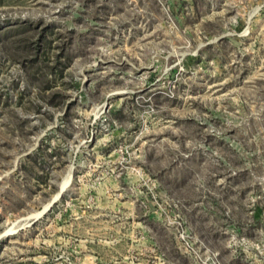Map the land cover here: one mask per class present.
<instances>
[{
    "label": "rangeland",
    "instance_id": "374dc122",
    "mask_svg": "<svg viewBox=\"0 0 264 264\" xmlns=\"http://www.w3.org/2000/svg\"><path fill=\"white\" fill-rule=\"evenodd\" d=\"M0 264H264V0H2Z\"/></svg>",
    "mask_w": 264,
    "mask_h": 264
},
{
    "label": "trees",
    "instance_id": "16d2710c",
    "mask_svg": "<svg viewBox=\"0 0 264 264\" xmlns=\"http://www.w3.org/2000/svg\"><path fill=\"white\" fill-rule=\"evenodd\" d=\"M2 0H0V2H1Z\"/></svg>",
    "mask_w": 264,
    "mask_h": 264
}]
</instances>
